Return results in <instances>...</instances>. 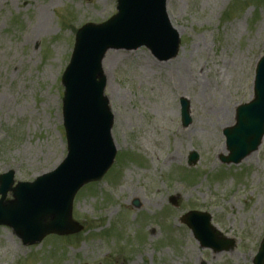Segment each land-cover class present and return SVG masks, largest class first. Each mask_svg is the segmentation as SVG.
<instances>
[{"label": "rangeland", "instance_id": "obj_1", "mask_svg": "<svg viewBox=\"0 0 264 264\" xmlns=\"http://www.w3.org/2000/svg\"><path fill=\"white\" fill-rule=\"evenodd\" d=\"M167 10L181 38L174 59L145 47L107 53L117 157L75 198L84 231L24 246L2 227L0 264H253L264 238V140L239 165L221 157L223 131L253 99L264 0H167ZM116 14L117 0H0V175L33 182L66 158L62 76L76 33ZM190 211L210 214L234 247L203 248L181 223Z\"/></svg>", "mask_w": 264, "mask_h": 264}, {"label": "water", "instance_id": "obj_2", "mask_svg": "<svg viewBox=\"0 0 264 264\" xmlns=\"http://www.w3.org/2000/svg\"><path fill=\"white\" fill-rule=\"evenodd\" d=\"M119 14L102 24H87L76 35L72 58L62 83L68 156L52 173L34 183L14 187L15 172L0 176V226L11 227L24 245L40 243L50 234L72 235L83 227L72 220L73 201L88 183L101 181L114 163V115L105 96L103 60L110 49L135 50L146 46L159 61L177 56L180 37L167 14V0H118ZM254 100L237 109L236 125L224 131L229 156L222 162L239 164L256 152L264 138V57L259 61ZM182 121L190 125V104L181 101ZM191 154L189 165L198 162ZM13 200L7 201L8 193ZM134 205L138 208L139 203ZM207 213L190 212L182 222L203 247L216 252L234 243L211 225ZM254 264H264V240Z\"/></svg>", "mask_w": 264, "mask_h": 264}, {"label": "bare ground", "instance_id": "obj_3", "mask_svg": "<svg viewBox=\"0 0 264 264\" xmlns=\"http://www.w3.org/2000/svg\"><path fill=\"white\" fill-rule=\"evenodd\" d=\"M108 58H109V60H108ZM115 58V57H114ZM113 58V59H114ZM111 59H112V56H110V53L109 54H107V56H106V58H105V60H104V63H103V67H104V72H105V75H107V65H108V63H110V61H111ZM252 156L253 155H251V156H249L245 161H248V160H250L251 158H252ZM173 157H171V159H172Z\"/></svg>", "mask_w": 264, "mask_h": 264}]
</instances>
